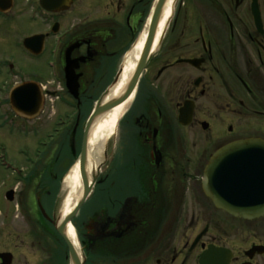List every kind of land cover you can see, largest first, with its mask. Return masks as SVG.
I'll return each mask as SVG.
<instances>
[{"label":"flooded vegetation","instance_id":"obj_1","mask_svg":"<svg viewBox=\"0 0 264 264\" xmlns=\"http://www.w3.org/2000/svg\"><path fill=\"white\" fill-rule=\"evenodd\" d=\"M176 2L174 35L166 38V28L106 146L94 205L83 211L88 198L70 222L74 258L47 199L24 195L23 182L34 178L6 161L8 148L35 151L33 174L60 135L82 145L151 1L0 0V264H264V209L245 218L216 207L203 189L221 147L264 140V0ZM25 84L41 96L23 107L11 93ZM62 104L73 112H52ZM52 114L59 120L50 131ZM39 133L35 147L18 141Z\"/></svg>","mask_w":264,"mask_h":264},{"label":"water","instance_id":"obj_2","mask_svg":"<svg viewBox=\"0 0 264 264\" xmlns=\"http://www.w3.org/2000/svg\"><path fill=\"white\" fill-rule=\"evenodd\" d=\"M167 0H155L151 12V20L148 27L147 38L144 48L142 50L140 59L136 68L128 81L122 93L110 101H104L109 88L116 84L121 71L122 64L116 73L112 83L102 93L98 99L93 111L91 112L84 129V135L81 145V150L77 160L79 161L80 178L83 184V194L80 201L74 209L59 223L58 231L70 243L67 235L64 232L66 226L78 214L82 205L89 198L93 191L98 173L101 166L107 158L106 147L103 151V160L98 165L95 173H88V136L94 120L104 113L105 111L130 100L138 86L141 75L146 68L147 64L153 59L158 51L166 30L162 34L158 47L153 50L154 40L157 33L158 24L162 15V10ZM68 87L70 92L77 96L78 84L73 80L72 74L68 75ZM36 89V90H35ZM32 91V92H30ZM38 92V97H37ZM41 96L40 90L29 86V84L17 86L11 93V98L18 104L22 103L23 107L30 104L31 100L36 99L39 102ZM36 97V98H35ZM18 100V101H17ZM237 146L236 150H229V147ZM252 148V149H251ZM257 149V150H256ZM237 154L235 158L228 162L226 155ZM264 171V140L260 138H248L239 140L238 142L221 147L214 157L209 162L205 169L203 176V189L204 192L213 200L216 207L239 214L245 218H254L258 213L264 209V198H260L258 194L264 190V180L261 182L259 173ZM43 213L46 215L45 210ZM47 216V215H46ZM72 256L75 258V248L70 243Z\"/></svg>","mask_w":264,"mask_h":264},{"label":"bare ground","instance_id":"obj_3","mask_svg":"<svg viewBox=\"0 0 264 264\" xmlns=\"http://www.w3.org/2000/svg\"><path fill=\"white\" fill-rule=\"evenodd\" d=\"M174 5L175 0L166 1L158 24L153 50L158 47L159 40L167 28L168 21L174 11ZM150 20L151 14L147 17L138 38L125 54L120 77L117 83L109 88L107 95L104 97L105 102L118 97L130 80L144 48ZM129 102L130 100H127L126 102L105 111L94 120L88 136L87 170L89 174L95 173L98 165L102 162L103 151L110 136L116 131L118 122L125 114ZM63 185L67 189V194L60 207L59 222L65 219V217L74 209L83 194V184L80 178L78 160L75 161L65 175ZM65 232L72 242H76L75 230L71 223L67 225Z\"/></svg>","mask_w":264,"mask_h":264},{"label":"rangeland","instance_id":"obj_4","mask_svg":"<svg viewBox=\"0 0 264 264\" xmlns=\"http://www.w3.org/2000/svg\"><path fill=\"white\" fill-rule=\"evenodd\" d=\"M151 1V5H153L154 0H150ZM152 7V6H151ZM178 11V3L176 2L175 7H174V12L173 15L171 17L170 23H172V19L175 18L177 16V12ZM148 12L145 13V15L142 17L145 18L146 14ZM145 21L142 24V21L140 22V29L137 31V34L135 36V39L138 37L140 30L142 29L143 25H144ZM169 30V34L166 33V38L170 36L174 35V31L176 29V24L173 22L172 25H170V29L169 27H167ZM134 39V40H135ZM165 40V39H164ZM160 55H158L157 60H159ZM7 58H11V57H6L3 56L1 57V59H7ZM12 63H14L16 66H18L20 63L17 62V60L11 59ZM154 64L149 68V70H151L153 68ZM115 74L110 75V79H108L106 82H109ZM17 80V78H16ZM106 86V85H105ZM103 86V88L105 87ZM58 109V111H57ZM70 110V112L72 113L73 110L70 107H66L63 104L59 105V106H55L53 107L51 110L52 112L56 111L58 114L62 113L64 110ZM56 113V114H57ZM52 114L51 117L48 119V121L44 124V127H46L47 125H49L48 130H52V126L55 125L57 123V121L59 120V118L57 117V115ZM49 116V115H48ZM45 118H47V116H45ZM47 120V119H46ZM74 119L69 118L67 120V122L72 126L74 124ZM40 124V123H39ZM44 130H47L46 128H44ZM115 134V132L112 134V136H110L107 146L110 145V141L113 137V135ZM45 138V133H39L36 137L33 136L30 139L26 140L19 136L18 137V141L19 143L21 142V145L24 143L26 145H31L32 147L36 146V141H40L43 140ZM75 138L73 137H69L68 135H60L56 141L58 143L57 148L54 151V154H52V157L47 159L46 157L43 158L42 156L44 155H39L38 160L43 161L40 165V167L33 172V174H31L32 172V168L34 167L33 164H31L30 161H36L34 159L37 158V156L35 155V151H30L29 150V146H24V149L28 152L27 154L23 153L22 155H18L16 154V150L14 149H10V147L8 148V152H10V150H12L11 154H7L6 155V161L8 160L11 163V158L16 159V161L19 163V167L22 168L21 173H22V177L24 178H29V177H33L34 181L32 180L31 182H23V193L24 195H36L39 199H41L40 201H42L43 199H47V202H49V206L51 207V209H54L55 212V221L58 222L59 219V211H60V207L62 205V201L65 197V195L67 194V189L64 187L63 185V180L65 175L68 173L70 167L75 163L76 158L80 152V146L81 145H76L74 143ZM211 140V139H210ZM213 140H215V138H213ZM69 144H71V146L69 147ZM8 146V145H7ZM14 146V145H13ZM57 151H59L57 153ZM15 152V153H14ZM48 160V161H47ZM7 161V162H8ZM8 174H10L12 172L11 169H7L6 171ZM12 174V173H11ZM13 175V174H12ZM95 188L94 191L92 192V196L89 197V202L85 203L86 206L84 208L83 211H87L90 208H92V206L94 205L95 202ZM51 198V199H49ZM84 204V205H85ZM82 210V209H81ZM43 222V221H42Z\"/></svg>","mask_w":264,"mask_h":264}]
</instances>
